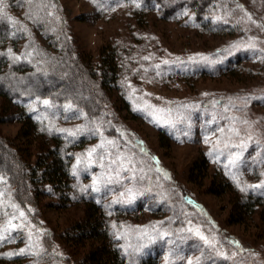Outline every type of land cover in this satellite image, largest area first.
I'll list each match as a JSON object with an SVG mask.
<instances>
[{
	"label": "rangeland",
	"instance_id": "374dc122",
	"mask_svg": "<svg viewBox=\"0 0 264 264\" xmlns=\"http://www.w3.org/2000/svg\"><path fill=\"white\" fill-rule=\"evenodd\" d=\"M115 1L103 12L99 1L60 0L73 51L97 66L103 50L112 49L123 65L120 90L109 94L102 118L89 120L81 113L59 119L39 110L64 138L88 140L75 151L74 184L83 189L89 184L97 192L108 191V184L125 188L127 196L117 200L130 210L113 218L110 227L117 226L112 235L122 238L134 264L153 252L164 264H264V0H222L217 14L228 16L233 35L136 11L131 0ZM218 48H225L224 57L236 52L238 66L212 75L163 71L164 62L201 59ZM122 92L131 103L128 111ZM44 101L41 109L57 105ZM4 106L0 97V134L34 164L40 141L30 145L20 139V121H1ZM160 127L171 129L172 136L163 133L162 140ZM202 157L208 160L207 175L192 181L189 169ZM213 176L225 184L223 192L210 190ZM4 179L0 175L2 187ZM1 186L0 264H86L97 241L64 239L84 219V204L64 203L48 192L35 206L3 195ZM256 193L262 197L252 203L253 213L240 214L237 204ZM114 196L110 192L104 200Z\"/></svg>",
	"mask_w": 264,
	"mask_h": 264
},
{
	"label": "trees",
	"instance_id": "16d2710c",
	"mask_svg": "<svg viewBox=\"0 0 264 264\" xmlns=\"http://www.w3.org/2000/svg\"><path fill=\"white\" fill-rule=\"evenodd\" d=\"M95 1L101 2L103 12L114 7L116 2ZM131 1L135 4L136 11L158 12L165 20L183 19L186 26L214 34L235 33L231 30L233 23L225 20L228 16L223 19L217 14L222 10V0ZM5 3V11L10 19L0 20V97L5 103L1 121L4 118L20 121L18 137L30 145L38 139L42 151L32 164L28 160V153L16 146L14 148L0 134V175L5 176V185L2 187L0 184L3 195H16L20 202L35 206L39 205L44 194L49 193L58 196L64 203L74 200L75 203L84 204V219L74 223L64 239L76 244L88 240L97 241V245L94 244L85 256L86 264H134V257L126 253L122 238L112 235L113 224L110 227L113 218L118 220L122 212L130 210V206H122L117 200L127 196L124 194L125 188L121 187V183H115L111 189L108 184V191L101 190V193L92 190L89 184L87 190L74 184V177L77 175L73 166L78 157L75 151L83 146V141L88 140L83 136L76 139L73 136L64 138L63 131L50 126L46 116L39 111L48 113L49 117L58 116L59 119L65 115L74 118L81 113L89 120L102 118L101 115L107 113L110 104L109 94L120 90L116 87L121 86L119 78L122 76L123 65L112 49L103 50V59L97 66L91 61H85L83 55L80 58L73 51L70 34L64 31L66 19L61 14L63 10L60 0H5ZM235 53L224 57L225 48L223 51L218 48L212 55H203V58L206 57L204 60L194 56L190 60L164 62L163 71H176L180 75H192L194 72L212 75L221 69L233 70L240 63ZM121 95L126 99H121L122 108L128 111V108L131 109L130 100L123 96V92ZM42 99L57 105L51 108L44 105L45 110H42L38 107ZM93 128L95 131L96 127ZM106 128L105 131L108 132L112 127ZM160 130L162 140L166 138L163 133L171 135L169 131L173 132L161 127ZM39 134L45 136V139L40 140L37 137ZM207 167L206 158L195 160L189 169L190 179L196 181L201 175L204 178ZM50 185L53 186L52 191H49ZM224 188L225 184L216 181L213 176L210 190L220 192L222 189L223 192ZM109 190L115 196L111 200H104L110 193ZM261 197V193H256L254 199L248 195L246 201L237 204L238 212L242 215L253 213L252 203H256ZM100 209L110 213V217L105 216ZM114 229L117 234L116 225ZM156 243V240L150 242V247ZM134 251L138 252L135 249ZM144 256H140L139 264H164L159 253L153 252L148 257Z\"/></svg>",
	"mask_w": 264,
	"mask_h": 264
},
{
	"label": "snow or ice",
	"instance_id": "6c2138e0",
	"mask_svg": "<svg viewBox=\"0 0 264 264\" xmlns=\"http://www.w3.org/2000/svg\"><path fill=\"white\" fill-rule=\"evenodd\" d=\"M139 6V5H137ZM7 5L5 3V0H0V20H5V19H10V17L7 16V12L5 11ZM18 59V57H17ZM145 59H148L147 57H145ZM167 63V62H165ZM45 104H48V101H44ZM21 215L23 216V213H21ZM23 253V250H21V253ZM8 257H11L12 255H14V253H6L5 254Z\"/></svg>",
	"mask_w": 264,
	"mask_h": 264
}]
</instances>
